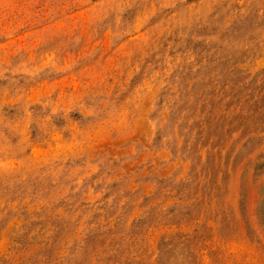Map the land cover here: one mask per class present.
Instances as JSON below:
<instances>
[{"label":"rangeland","instance_id":"rangeland-1","mask_svg":"<svg viewBox=\"0 0 264 264\" xmlns=\"http://www.w3.org/2000/svg\"><path fill=\"white\" fill-rule=\"evenodd\" d=\"M0 264H264V0H0Z\"/></svg>","mask_w":264,"mask_h":264}]
</instances>
